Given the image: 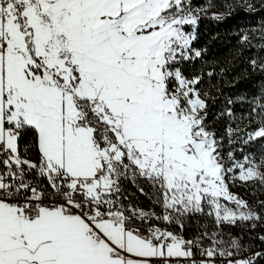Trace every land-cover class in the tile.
Instances as JSON below:
<instances>
[{"label": "snow or ice", "instance_id": "6c2138e0", "mask_svg": "<svg viewBox=\"0 0 264 264\" xmlns=\"http://www.w3.org/2000/svg\"><path fill=\"white\" fill-rule=\"evenodd\" d=\"M208 11L193 0H0V264L264 261L222 227L264 221V201L258 213L231 190L264 187V155L226 150L202 76L182 70L203 54L192 44ZM253 103L245 144L264 138V91ZM239 131L226 128L229 144ZM123 181L140 182L152 207L128 200ZM193 214L215 230H172Z\"/></svg>", "mask_w": 264, "mask_h": 264}, {"label": "trees", "instance_id": "16d2710c", "mask_svg": "<svg viewBox=\"0 0 264 264\" xmlns=\"http://www.w3.org/2000/svg\"><path fill=\"white\" fill-rule=\"evenodd\" d=\"M193 5L209 8L198 22L196 39L192 44L193 48L202 50L203 54L200 58L184 62L182 70L189 78L202 76L197 87L207 93L208 123L218 136L224 137L226 150L235 151L238 158L249 155L259 160L264 155V138L247 144L242 141L247 138L246 132L258 126L251 122L253 98L259 97L264 91V70L258 66L254 68L251 64L252 60L257 65L264 62V49L260 47L264 43L260 39L264 36V0H193ZM214 13L221 14V18H214ZM243 35H248L251 43L242 42ZM209 72L211 76L207 75ZM229 109L232 111L231 117L227 115ZM229 126L242 130L238 137L233 138L232 144L228 143L226 133ZM122 183L128 200L145 210L152 207L149 198L138 190L143 186L140 182L135 185L129 181ZM231 190L247 200L258 213L261 212L259 202L264 201V187L259 181L232 186ZM145 192H149L147 187ZM183 223V229L174 226L172 230L180 232L185 239L216 228L213 220L200 214L187 217ZM255 223L254 228L251 225L222 227L225 232L242 237L246 247L250 241L252 250L259 251L264 249V243L257 239L264 235V221ZM242 254L250 255L251 252L245 251Z\"/></svg>", "mask_w": 264, "mask_h": 264}, {"label": "rangeland", "instance_id": "374dc122", "mask_svg": "<svg viewBox=\"0 0 264 264\" xmlns=\"http://www.w3.org/2000/svg\"><path fill=\"white\" fill-rule=\"evenodd\" d=\"M187 30H188V31H191V30H192L191 26H189V27L187 28ZM254 141H255V140H254ZM250 142H253V141H250ZM252 182H255V181H252ZM252 182H248V183H252ZM248 183H241L240 181H237L236 184H235L234 186H242V185H245V184H248ZM200 215H202V216H204V217H206V218H208V219H210V220H213L211 217L206 216V215H204V214H200Z\"/></svg>", "mask_w": 264, "mask_h": 264}, {"label": "built area", "instance_id": "2783aa9c", "mask_svg": "<svg viewBox=\"0 0 264 264\" xmlns=\"http://www.w3.org/2000/svg\"><path fill=\"white\" fill-rule=\"evenodd\" d=\"M253 224L256 225L255 221H247V222H239L238 221L237 224L234 225V227H238V226L247 227L248 225L252 226ZM197 258H199V257L197 256Z\"/></svg>", "mask_w": 264, "mask_h": 264}]
</instances>
